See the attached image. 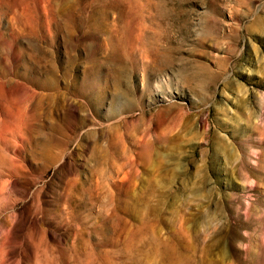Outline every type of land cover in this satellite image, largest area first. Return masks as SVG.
<instances>
[{"label":"rangeland","instance_id":"rangeland-1","mask_svg":"<svg viewBox=\"0 0 264 264\" xmlns=\"http://www.w3.org/2000/svg\"><path fill=\"white\" fill-rule=\"evenodd\" d=\"M0 264H264V0H0Z\"/></svg>","mask_w":264,"mask_h":264}]
</instances>
